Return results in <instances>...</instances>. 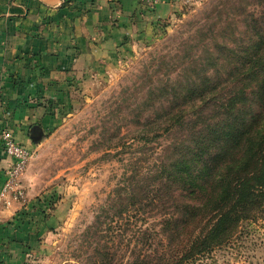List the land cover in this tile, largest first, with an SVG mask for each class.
I'll list each match as a JSON object with an SVG mask.
<instances>
[{
  "label": "rangeland",
  "instance_id": "rangeland-1",
  "mask_svg": "<svg viewBox=\"0 0 264 264\" xmlns=\"http://www.w3.org/2000/svg\"><path fill=\"white\" fill-rule=\"evenodd\" d=\"M157 2L137 0L151 15ZM263 15L264 0H177L173 16L156 19L117 63L71 88L67 110L52 113L55 125L29 148L20 206L31 237L15 250L16 264H160L157 257L169 253L155 210L164 193L150 176L192 142L203 127L199 117L239 92L237 60L256 40L245 23ZM222 47L233 57L213 66L214 57L226 55ZM198 71L215 86L202 105L187 91ZM195 105L202 115L190 110ZM180 111L177 123L172 114ZM181 264H264V204L220 246Z\"/></svg>",
  "mask_w": 264,
  "mask_h": 264
},
{
  "label": "crops",
  "instance_id": "crops-1",
  "mask_svg": "<svg viewBox=\"0 0 264 264\" xmlns=\"http://www.w3.org/2000/svg\"><path fill=\"white\" fill-rule=\"evenodd\" d=\"M177 0H158L153 15L137 0H0V136L33 148L68 108L71 88L117 63L120 51L175 13ZM11 161L0 142V191ZM0 198V264H16L30 233L8 223L21 210Z\"/></svg>",
  "mask_w": 264,
  "mask_h": 264
},
{
  "label": "trees",
  "instance_id": "trees-1",
  "mask_svg": "<svg viewBox=\"0 0 264 264\" xmlns=\"http://www.w3.org/2000/svg\"><path fill=\"white\" fill-rule=\"evenodd\" d=\"M251 18L253 24L245 23V34L256 40L241 51L242 58L237 60L241 73L236 74L238 68L230 73L238 76L239 92L211 115L199 117L203 127L195 131L196 124L192 126V142L167 162H159L150 176L164 193L157 196L155 210L161 218L159 236L168 240L162 251L169 253L157 257L160 264H181L220 246L241 220L264 204V15L260 20ZM221 51L226 55L214 57L213 66L233 57L230 48ZM195 74L197 81L187 91L194 102L204 104L213 99L215 86L206 74ZM196 106L190 110L202 115ZM183 114L173 113L172 120L182 122ZM144 178L143 182L148 180ZM30 223L21 209L8 224L28 229ZM179 251H185L180 258L175 255ZM143 261L137 264L150 263Z\"/></svg>",
  "mask_w": 264,
  "mask_h": 264
},
{
  "label": "built area",
  "instance_id": "built-area-1",
  "mask_svg": "<svg viewBox=\"0 0 264 264\" xmlns=\"http://www.w3.org/2000/svg\"><path fill=\"white\" fill-rule=\"evenodd\" d=\"M3 153L10 159L11 165L5 171V180L0 191V198L10 205L12 202L25 204V190L22 186L21 177L30 160L29 148L15 141L9 131L0 136Z\"/></svg>",
  "mask_w": 264,
  "mask_h": 264
},
{
  "label": "water",
  "instance_id": "water-1",
  "mask_svg": "<svg viewBox=\"0 0 264 264\" xmlns=\"http://www.w3.org/2000/svg\"><path fill=\"white\" fill-rule=\"evenodd\" d=\"M31 139L35 142H38L42 139L43 133L39 126H33L30 130Z\"/></svg>",
  "mask_w": 264,
  "mask_h": 264
}]
</instances>
